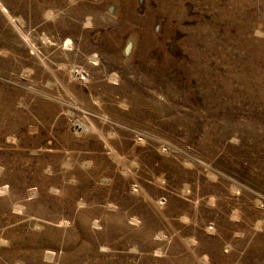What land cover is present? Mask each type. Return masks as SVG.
Instances as JSON below:
<instances>
[{"label": "rangeland", "instance_id": "rangeland-1", "mask_svg": "<svg viewBox=\"0 0 264 264\" xmlns=\"http://www.w3.org/2000/svg\"><path fill=\"white\" fill-rule=\"evenodd\" d=\"M0 264H264V0H0Z\"/></svg>", "mask_w": 264, "mask_h": 264}]
</instances>
